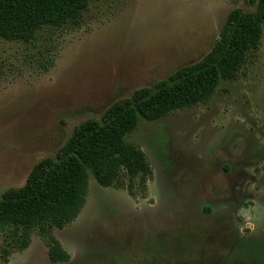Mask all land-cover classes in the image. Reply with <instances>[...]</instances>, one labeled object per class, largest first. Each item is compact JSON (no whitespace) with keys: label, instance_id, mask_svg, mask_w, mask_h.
<instances>
[{"label":"rangeland","instance_id":"obj_1","mask_svg":"<svg viewBox=\"0 0 264 264\" xmlns=\"http://www.w3.org/2000/svg\"><path fill=\"white\" fill-rule=\"evenodd\" d=\"M245 0H87L78 18L0 38V194L22 187L82 122L203 59ZM125 140L146 155L145 192L88 179L79 215L6 264H264V24L231 81L211 98L140 120ZM2 242L0 236V244ZM0 264H5L0 261Z\"/></svg>","mask_w":264,"mask_h":264},{"label":"trees","instance_id":"obj_2","mask_svg":"<svg viewBox=\"0 0 264 264\" xmlns=\"http://www.w3.org/2000/svg\"><path fill=\"white\" fill-rule=\"evenodd\" d=\"M252 11L231 10L210 51L152 88H141L111 105L99 120L77 125L53 157L33 166L25 184L0 194V261L25 250L36 232L45 240L51 263L69 259L54 236L80 213L88 179L102 187L142 193L153 173L144 152L125 137L140 120L154 122L172 112L208 101L220 82L235 78L246 54L258 48L264 24V0H245ZM87 0H0V38L28 42L46 25L75 20Z\"/></svg>","mask_w":264,"mask_h":264}]
</instances>
